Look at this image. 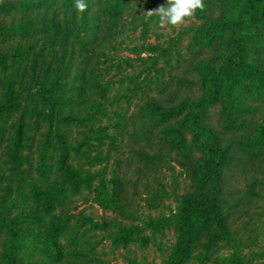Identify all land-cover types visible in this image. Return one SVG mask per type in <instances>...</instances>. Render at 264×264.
I'll return each mask as SVG.
<instances>
[{
  "label": "trees",
  "instance_id": "trees-1",
  "mask_svg": "<svg viewBox=\"0 0 264 264\" xmlns=\"http://www.w3.org/2000/svg\"><path fill=\"white\" fill-rule=\"evenodd\" d=\"M87 2L80 14L74 0H0V264H95L97 229L117 249L172 230L163 264H251L235 228L264 187V0H204L177 56L148 47L166 64L155 59L156 75L136 85L139 99L114 136L92 135L111 103L99 71L113 26L135 6ZM106 139L125 152L109 175L75 166L91 140ZM172 163L188 183L176 210L135 226L141 187ZM85 191L113 224L75 213Z\"/></svg>",
  "mask_w": 264,
  "mask_h": 264
},
{
  "label": "rangeland",
  "instance_id": "rangeland-1",
  "mask_svg": "<svg viewBox=\"0 0 264 264\" xmlns=\"http://www.w3.org/2000/svg\"><path fill=\"white\" fill-rule=\"evenodd\" d=\"M135 6V13L129 18L121 20L113 26L110 38L105 46V53L110 56L109 61L102 59L104 64L100 65V80L109 83L112 87L110 94L111 103L106 105L107 117L95 127V133L103 129L104 134L114 136L121 132L122 125L134 102L139 99L134 89L136 85L144 86L146 78L156 75L152 65L157 60V68L161 69L166 64V57L160 54L161 50L148 51V47L153 46L158 49L171 51L172 56H177L178 51L183 50L188 43L186 30L195 23L192 19L186 26L179 30L167 31L158 26V17L153 14L148 15V11L156 9L161 4L166 6V0H132ZM142 22H148L146 28ZM142 59L148 60L144 65ZM129 76L132 80H125L122 84L120 77ZM113 97V100H112ZM131 99H134L131 101ZM79 136H81L78 133ZM77 133L74 138L80 142ZM120 139V138H119ZM118 139L114 145L111 140H104V146L99 142L91 140L90 156L80 154L74 161L77 168L94 175H109L114 169L113 164L116 158L125 152L123 144ZM102 157L106 161L93 165L95 157ZM245 183V182H244ZM243 181L240 187H245ZM188 189L183 170L176 163L165 168L158 175L147 179L146 185L141 187L138 207H136V220L133 224L142 227L144 223L152 219H157L162 215L169 216L177 207L178 196L184 194ZM260 190V189H259ZM262 198L258 205L254 204L252 213L239 221L235 230L238 240H242L240 249L244 255H250L253 260L251 264H264V258L256 257V254L264 251V187L260 190ZM89 191L80 195L75 203V213L81 218L87 217L94 224H113L115 216L105 213L98 206L92 203ZM252 215V217H251ZM132 224V223H131ZM132 224V225H133ZM90 224L88 229H92ZM110 233L113 228H110ZM146 235L151 236L150 229L146 230ZM109 233L97 229L89 233L92 242L98 243L95 251V264L115 263L125 264L127 258H137L148 264H163L168 256L171 246L175 242L174 232L166 229L163 234H157L156 238L146 247L141 244H131L127 248L117 249L109 242ZM230 249H222L223 256L229 255ZM256 257V258H255ZM197 264V263H191ZM210 264H221L219 261Z\"/></svg>",
  "mask_w": 264,
  "mask_h": 264
},
{
  "label": "clouds",
  "instance_id": "clouds-1",
  "mask_svg": "<svg viewBox=\"0 0 264 264\" xmlns=\"http://www.w3.org/2000/svg\"><path fill=\"white\" fill-rule=\"evenodd\" d=\"M74 8L83 14L88 10L87 0H74ZM205 10L204 0H166V6L161 4L154 10L148 11V15L155 14L158 17L160 29L171 31L179 30L195 18L197 12Z\"/></svg>",
  "mask_w": 264,
  "mask_h": 264
}]
</instances>
